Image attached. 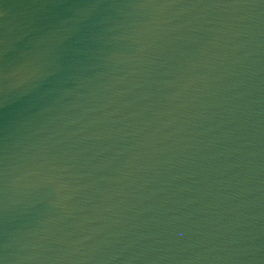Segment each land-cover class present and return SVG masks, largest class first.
<instances>
[{
    "label": "water",
    "instance_id": "water-1",
    "mask_svg": "<svg viewBox=\"0 0 264 264\" xmlns=\"http://www.w3.org/2000/svg\"><path fill=\"white\" fill-rule=\"evenodd\" d=\"M0 264H264V0H0Z\"/></svg>",
    "mask_w": 264,
    "mask_h": 264
}]
</instances>
